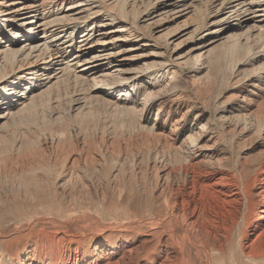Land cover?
Instances as JSON below:
<instances>
[{
	"label": "bare ground",
	"instance_id": "1",
	"mask_svg": "<svg viewBox=\"0 0 264 264\" xmlns=\"http://www.w3.org/2000/svg\"><path fill=\"white\" fill-rule=\"evenodd\" d=\"M38 116L53 192L0 264H264V0H0V142Z\"/></svg>",
	"mask_w": 264,
	"mask_h": 264
},
{
	"label": "rangeland",
	"instance_id": "2",
	"mask_svg": "<svg viewBox=\"0 0 264 264\" xmlns=\"http://www.w3.org/2000/svg\"><path fill=\"white\" fill-rule=\"evenodd\" d=\"M222 51V49H219ZM223 52V51H222ZM222 52L220 53H216V54H212L211 55V61L209 63H205V64H209L207 66V68L205 70H203L201 73H198L196 75H202L204 73L207 72V76L206 78L204 79V81H207L208 84H213L214 83V77H215V67L212 66V65H216L217 63L215 62V60L221 56ZM243 67H248L247 65L243 66ZM194 78H196V76H194ZM225 90V97L228 96L233 92L232 90H230V82L227 80L225 81L224 83L222 84H219L218 85V89H217V92L214 94L213 97H216L217 95H219L221 93V91ZM202 97H204L205 95L202 93L201 95ZM214 102V99L212 100V103ZM95 104H98L100 106V102H97ZM100 111L96 114V116H94L91 120H90V124H89V127H88V124L86 125V123H83V126L85 128H89L88 130V140L92 141V142H95V146H99V144H101L100 141H102V131L104 129H108L107 127L110 126V128H115V132L118 133L119 132V128L121 127L120 125V122H118L117 119L111 121L112 124H115L113 126L110 125V121L108 122V120L106 119V117L109 115H106V111L105 109L101 108L99 109ZM104 111V112H103ZM106 115V116H104ZM104 116V117H103ZM40 117V118H39ZM107 117V118H108ZM39 118V119H38ZM38 118H33L34 121L33 123L30 124V120H28L29 122H25L23 124H20L18 126H16V128L14 129V133L11 137H8L7 140L3 141V142H0V229H3L4 226L6 225L5 223L7 221H4V220H7V218H11L12 221L11 223H16L17 226H23V224L27 221V219L31 216L30 213H33L34 211V208L35 206L37 205V202L39 201L37 198V196H35V193L39 192L42 188V192L45 193V189L47 192L51 191L53 192L49 186L50 184L46 183V182H42V181H39V180H35L34 178L35 175H34V172L33 171V168H37L36 166V160H43L44 158H46L47 154H48V151H46L45 149L43 150V146H41L40 144V141L41 139L43 138V133L45 130L46 132H54L57 133L55 130H57L56 128V125L54 123H52L54 126V131L53 129H51L53 127L52 124H50V122L48 121V123L46 124L45 121H42L43 118L41 116H38ZM32 119V120H33ZM153 119V118H152ZM31 120V121H32ZM36 121H39V122H36ZM43 123L45 122V126ZM93 121V122H92ZM96 122V123H95ZM103 122V123H102ZM107 122V124L105 125V123ZM36 123H39L38 125ZM28 124V125H27ZM31 126H30V125ZM92 124V125H91ZM96 124V126L94 125ZM59 125V124H58ZM57 125V126H58ZM68 125V126H67ZM95 128H94V126ZM98 125H99V128H98ZM39 126V127H38ZM41 126V127H40ZM47 126V127H46ZM49 126V127H48ZM26 127V128H25ZM37 127V128H36ZM46 127V128H45ZM70 127L69 123L67 122H64L62 123L61 125V128L67 132V129ZM91 127V128H90ZM104 127V128H103ZM106 127V128H105ZM117 127V128H116ZM36 128V129H35ZM39 128V129H38ZM45 128V129H43ZM103 128V129H102ZM18 129V130H17ZM49 129V130H48ZM102 129V131H101ZM98 131V134H97V131ZM117 130V131H116ZM123 130V128H120V131ZM16 131V133H15ZM91 131V133H90ZM100 131V133H99ZM44 132V133H46ZM94 134V135H93ZM95 134H97L95 136ZM41 135V136H40ZM98 135H100L98 137ZM37 138H36V137ZM118 136H120V133H118ZM17 137V138H16ZM21 139H20V138ZM28 137V138H27ZM20 139L22 140V143H25V144H22V148H20L18 151L14 150L13 149V141L14 139ZM91 138V139H89ZM26 139V140H25ZM38 139H39V142H38ZM94 139L96 141H94ZM35 140V141H33ZM31 141V142H30ZM99 142V143H97ZM5 143V144H4ZM30 143V144H28ZM37 144V145H36ZM24 145V146H23ZM27 145V147H26ZM30 145V146H29ZM32 145V146H31ZM7 146V147H5ZM29 146V147H28ZM39 146V147H38ZM35 147V148H34ZM30 148V149H29ZM28 149V150H27ZM26 150V151H25ZM7 151V152H6ZM15 151V152H14ZM23 151V152H22ZM36 151V152H35ZM10 152V153H9ZM12 152V154H11ZM19 152V153H17ZM40 152V153H39ZM17 153V154H16ZM31 153L34 155H31ZM37 153V154H36ZM19 154V155H18ZM4 155V156H3ZM22 155V156H21ZM28 157H27V156ZM41 155V156H40ZM23 158H21V157ZM30 156H33V157H30ZM15 157V158H14ZM17 157H19V160H17ZM14 158V159H13ZM26 158V159H25ZM36 158V159H35ZM22 159V160H21ZM10 162H9V161ZM14 160V161H13ZM32 160V161H31ZM7 161V162H6ZM13 161V162H12ZM17 161L19 162V166L17 165ZM29 162V163H28ZM32 162V163H31ZM233 162H236L235 161V157L233 158ZM6 163V164H5ZM15 163V164H14ZM22 163V164H21ZM34 163V164H33ZM10 164V165H9ZM21 164V165H20ZM30 164H32L30 166ZM16 165V166H15ZM26 165V166H25ZM28 165V166H27ZM2 166V167H1ZM5 166V167H3ZM14 168H13V167ZM16 167V168H15ZM23 167V168H22ZM8 168V169H7ZM18 168V169H17ZM32 168V169H31ZM3 169V170H2ZM17 169V170H16ZM21 169V170H20ZM37 170V169H36ZM4 171V172H3ZM21 171V172H20ZM102 174V173H100ZM31 175V176H30ZM100 179H96V181H98V183H101L103 184L102 186L106 185V188L105 190L109 189L108 191L106 190V193H105V196H104V199L103 200L101 198V196L98 198V197H94L92 196V199L90 200L91 201V205H95L97 203V201H99L98 199H100V201L102 202H98L97 204L100 205V207L105 206L107 205V207L109 206L110 207V204L108 205V203H110V201L112 200L111 199V195L109 194L110 193V186H108V182H107V179L104 175H100ZM103 178V179H102ZM106 181H105V179ZM102 180V181H100ZM39 181V182H38ZM36 182V183H35ZM41 182V183H40ZM104 182V183H103ZM39 183V184H38ZM43 183V184H42ZM38 186V187H37ZM44 190V191H43ZM45 194V198H48L49 197V193ZM108 192V194H107ZM41 193V191L39 192ZM110 195V197H109ZM108 198H107V197ZM30 198L32 199L30 201ZM25 199V200H24ZM38 200V201H37ZM95 200H96V203H95ZM35 201V202H33ZM103 201H105L104 204ZM32 203V204H31ZM35 204V205H34ZM96 204V205H97ZM29 206V207H28ZM101 207V209L103 210V208ZM108 207V208H109ZM107 208V209H108ZM106 209V208H105ZM104 209V210H105ZM100 210V209H99ZM22 214V215H21ZM15 215V216H14ZM81 215V214H79ZM2 216V217H1ZM20 216V217H19ZM33 216V214H32ZM97 216V215H95ZM5 217V218H4ZM97 217H100V216H97ZM15 219V220H13ZM21 219V221L19 222L18 220ZM10 222V220H9ZM1 231V230H0ZM20 235H17L16 237H12L11 239L12 240H9L11 242H8V243H4L2 242L3 244L0 245V252H2L3 248L7 247L8 244H11V243H15L17 241V239H19ZM35 239V238H33ZM33 239L31 241H28L26 243V246L25 248H27L28 250H36L37 249L39 250L40 248V242L38 241L37 243L35 241H33ZM31 243V245L29 244ZM34 245V246H33ZM30 246V247H29ZM4 251V250H3Z\"/></svg>",
	"mask_w": 264,
	"mask_h": 264
}]
</instances>
